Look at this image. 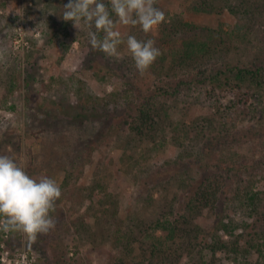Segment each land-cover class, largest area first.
Masks as SVG:
<instances>
[{
    "label": "rangeland",
    "instance_id": "374dc122",
    "mask_svg": "<svg viewBox=\"0 0 264 264\" xmlns=\"http://www.w3.org/2000/svg\"><path fill=\"white\" fill-rule=\"evenodd\" d=\"M196 1L156 0V6L166 13V18L178 16L184 22L213 30L217 37L223 36L229 52L204 65V73L189 69L144 73L136 79L128 74L126 79L128 65L123 66L122 59L117 61L92 51L86 30H78L71 21L60 17L64 0H0V65L10 55L16 57L24 79L14 94L0 89L1 99L7 102L0 107V143L5 155L26 163V171L35 164L60 187L65 178L68 183L61 187L62 197L53 213L57 222L54 231L39 236L31 247L25 246L20 233L0 232V254L8 252L4 261L0 256V264H20L23 253L28 256L27 264H136L130 258L119 262L101 234L89 235L90 228L99 225L100 204L112 209L111 199L106 197L112 194L124 222L134 216L148 222L170 203L178 206L184 200L185 191L171 178L184 176L193 166L177 164L178 150L169 143L167 128L157 137L164 145L162 150L146 153L147 139H136V149L124 143L123 139L131 136L123 123L125 119L121 120V113L104 103L114 96L121 99L127 92H133L130 108L144 100L157 101L174 122L187 125L202 117L221 122L224 112H229L226 108L235 105L231 116L237 117V128L232 138L220 140L222 155L216 157L232 167L228 190L252 188L264 200V91L238 94L223 85L213 88L204 79L227 63L258 64L264 59L259 53L260 44L252 38L251 42L231 41L235 17L227 11L195 12ZM259 1L264 6V0ZM119 30L125 37L129 35L127 26H119ZM155 35L156 30L147 34L151 38ZM260 40L264 48V36ZM129 57L125 52L123 59ZM179 80L190 83L179 90L166 88L175 87ZM127 81L134 82L126 85ZM78 113L82 116H75ZM208 164L217 165L215 160ZM199 166L190 169L194 177L204 171ZM219 209L215 218L229 224V233H219L216 240L222 239L227 247L249 248L247 244L252 240L256 245L264 237V215L250 216L243 206L235 209L223 205ZM215 218L205 214L201 223L211 227ZM255 231L263 235L256 236ZM229 256L217 253V264H232ZM252 257L254 264H264V257ZM195 262L186 256L179 264Z\"/></svg>",
    "mask_w": 264,
    "mask_h": 264
},
{
    "label": "trees",
    "instance_id": "16d2710c",
    "mask_svg": "<svg viewBox=\"0 0 264 264\" xmlns=\"http://www.w3.org/2000/svg\"><path fill=\"white\" fill-rule=\"evenodd\" d=\"M64 2L67 4L68 0ZM105 2L107 3L108 0ZM193 10L206 13L227 11L237 21L235 30L230 32V40L251 42L250 38H252L260 44L259 53L264 58V48L260 40V36H264V6L260 1L197 0ZM127 29L128 34H133L138 39L154 40L155 46L161 50L162 55L145 72L152 75L163 71L169 73L189 69L203 70L204 73V65L216 57H221L222 53L226 55L229 52L228 43L223 36L217 37L213 30L184 22L178 16L167 17L166 22L156 29V35L153 38L140 31L138 27L127 26ZM85 33L87 34L86 31ZM10 36L13 35L10 34ZM237 47L234 48L239 51ZM121 61L123 66L128 65L124 75L126 79L130 76L136 79L141 75L136 70L131 57ZM3 64L0 65V89L4 93L14 94L19 88L21 79L24 83L23 72L19 66L20 61L10 55ZM204 79L213 88L223 85L235 90L238 94H260L262 90L264 91V59L250 66H232L227 63L223 69L206 74ZM133 82L127 81L126 85H132ZM189 83L186 80H179L175 87L166 88L179 90ZM131 90L127 89V91ZM127 93L122 95L121 99H116L114 96L111 101L104 103L105 107L117 109L121 113V120L125 119L123 123L131 136L123 139L124 143L130 146V149H136L137 144H133L136 139H142L141 141L147 139L149 144L148 149L145 150L148 151L146 153L154 149L162 150L164 145L157 137L167 128L170 135L169 143L178 150L177 164L192 163L193 167L200 165L199 167H203L204 171L194 177L190 174V169L193 167H189L185 172L186 176L180 174L173 176L171 178L173 182L185 191L184 200L178 206L170 203L148 222L138 216L124 222L118 215L119 208L114 196L107 195L113 207L109 209L100 204L99 225L90 228L89 235L101 234L105 243L109 244L118 255L119 262L130 258L136 264H179L187 256L189 261L196 259L195 264H217V253L223 252L225 255H231L228 260L232 264H254L256 260L253 261V254L256 257L257 255L264 257L263 236L256 245L253 240L251 244L248 243L249 248L246 245H235V248L231 249L221 238L222 243L216 240L219 233L223 232L226 235L229 233V224L224 219L215 218L223 205L226 208L235 209L243 206L249 211L250 216L264 215V200L252 188L247 190L234 187L228 190L227 186L230 185L231 177L229 173L232 167L228 168L224 160L216 157V155H222L220 140L224 137L232 138V131L237 128V117L231 116V113L236 111V106L229 105L226 108L229 112H224L221 122L202 117L187 125L183 122H174L166 109L159 106L157 101L144 100L130 108V97L133 92ZM112 96L113 94L110 95ZM27 98L30 101V96ZM6 103L0 97V107H4ZM75 116H82V114L78 113ZM0 155H5V147L2 143H0ZM212 160L216 161V166L208 164ZM75 165L73 164V167ZM27 172L33 178L46 176L45 170L42 167L38 168L35 164ZM238 173L239 171L236 174ZM67 177L69 178L68 174ZM66 180L67 178L64 179L61 187L68 185ZM240 194H245V197H240ZM205 214L215 218L211 227L201 223ZM257 220L260 221V218ZM258 234L263 235L262 231H255V235L259 236Z\"/></svg>",
    "mask_w": 264,
    "mask_h": 264
},
{
    "label": "clouds",
    "instance_id": "9594fccd",
    "mask_svg": "<svg viewBox=\"0 0 264 264\" xmlns=\"http://www.w3.org/2000/svg\"><path fill=\"white\" fill-rule=\"evenodd\" d=\"M62 7L60 17L71 21L78 30H86L92 51L117 61L126 52L140 74L162 55L154 40H141L133 34L125 37L119 30V26L138 27L148 34L158 29L166 22V13L156 6V0H68ZM61 197L62 190L55 179L33 178L23 160L0 155V232L20 233L25 246L31 247L39 236L55 230L53 213ZM19 260L27 264L24 254Z\"/></svg>",
    "mask_w": 264,
    "mask_h": 264
},
{
    "label": "built area",
    "instance_id": "2783aa9c",
    "mask_svg": "<svg viewBox=\"0 0 264 264\" xmlns=\"http://www.w3.org/2000/svg\"><path fill=\"white\" fill-rule=\"evenodd\" d=\"M26 257H27V261H29L28 256L26 253H23ZM8 255V252H1L0 256H1V260L4 261V256ZM21 256V255H20Z\"/></svg>",
    "mask_w": 264,
    "mask_h": 264
}]
</instances>
